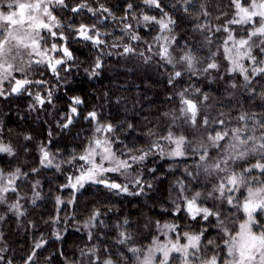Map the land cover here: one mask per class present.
I'll return each instance as SVG.
<instances>
[{"label":"trees","instance_id":"obj_1","mask_svg":"<svg viewBox=\"0 0 264 264\" xmlns=\"http://www.w3.org/2000/svg\"><path fill=\"white\" fill-rule=\"evenodd\" d=\"M255 4L264 13V0L50 8L63 49L0 96V174L16 178L0 198V264H143L167 234L194 240L192 264L223 262L247 191L264 195V16L253 20L263 33L250 37L256 74L230 71L222 53L230 31L254 30L233 21ZM102 131L129 176L108 173L74 190ZM173 141L180 155L168 154ZM251 227L264 236V204ZM168 264L182 263L173 255Z\"/></svg>","mask_w":264,"mask_h":264},{"label":"rangeland","instance_id":"obj_2","mask_svg":"<svg viewBox=\"0 0 264 264\" xmlns=\"http://www.w3.org/2000/svg\"><path fill=\"white\" fill-rule=\"evenodd\" d=\"M60 2L61 0H0V96L9 93L16 85L22 88L27 83L26 77L33 66L39 63L51 64L56 54L63 49V45L54 41L55 25L52 23L50 13V8ZM263 14L262 6L256 4L254 7L238 8L233 24L238 26L252 23L254 30L250 31L247 38L235 37L233 31H230L224 41L222 53L230 66V71H238L244 78L248 77V73L256 74L260 70L254 66L249 48L250 37L263 33V29L256 28L253 21L256 16H261L258 17L261 20ZM211 64L212 68L215 67L214 63ZM188 67L197 69L194 63H190ZM212 68H208V71ZM201 71L205 72L207 68H202ZM104 133L102 131L87 147L82 156L79 172L71 180L72 189L77 190L84 183L105 180L108 173H120L122 179L129 176V165L113 153ZM172 143L173 148L168 154L178 155L180 145L177 141ZM3 151L5 147L0 142V153ZM48 158V155L42 153L43 163L48 164ZM15 179L12 175L0 174V198L4 192L12 188ZM262 203L264 204V195L261 189L247 191L243 202L244 221L232 238L226 258L221 264H264V236L255 233L251 227L252 215L258 207L263 206ZM188 212L191 216H196L200 209L191 205ZM166 237L161 243L156 242L152 246L143 264H168L169 258L173 255H178L182 264H192L191 259L194 258L193 253L196 251L194 240L186 236V242L179 244L178 240L170 241ZM199 264L216 263L207 261Z\"/></svg>","mask_w":264,"mask_h":264},{"label":"water","instance_id":"obj_3","mask_svg":"<svg viewBox=\"0 0 264 264\" xmlns=\"http://www.w3.org/2000/svg\"><path fill=\"white\" fill-rule=\"evenodd\" d=\"M16 91H17V86H14L12 89H11V91H10V94H15L16 93Z\"/></svg>","mask_w":264,"mask_h":264}]
</instances>
